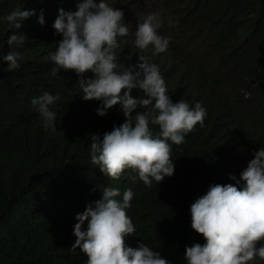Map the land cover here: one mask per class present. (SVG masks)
Instances as JSON below:
<instances>
[{"label":"trees","instance_id":"trees-1","mask_svg":"<svg viewBox=\"0 0 264 264\" xmlns=\"http://www.w3.org/2000/svg\"><path fill=\"white\" fill-rule=\"evenodd\" d=\"M79 2L0 0V54H20L18 69L0 65V264H87L85 253L72 250L76 216L95 206L105 187L119 188V200L129 188L134 193L127 211L137 232L125 237L128 246L143 242L171 264H186V246L206 243L191 227V204L212 184H235L230 175L239 179L264 147V0H106L124 11L130 30L118 38L119 62L135 65L142 55L159 67L173 103L199 102L207 110L203 126L173 145L174 174L151 187L131 169L116 180L91 164V137L102 139L126 117L119 104L99 116L101 102L82 98L80 76L50 58L62 39L53 28L58 10L76 11ZM15 9L36 14L15 29L6 20ZM157 11L164 21L159 34L171 38L158 54L153 45H135L139 23ZM14 32L26 39L10 49L7 38ZM45 91L59 96L50 106L57 112L55 127L45 128L31 103ZM132 94L143 95L137 89ZM150 128L154 136L160 131Z\"/></svg>","mask_w":264,"mask_h":264},{"label":"clouds","instance_id":"clouds-1","mask_svg":"<svg viewBox=\"0 0 264 264\" xmlns=\"http://www.w3.org/2000/svg\"><path fill=\"white\" fill-rule=\"evenodd\" d=\"M77 7L76 11L58 10L53 28L62 39L50 58L60 69L74 70L80 76L82 98L101 102L96 109L99 116L119 104L126 117L102 139L99 133L91 137V164L112 179L118 180L126 169H131L145 186L151 187L153 181L160 184L174 174L173 145L183 144L197 124L203 126L207 110L199 102L194 107L184 99L173 103L159 67L142 55L135 65L119 62L114 51L120 46L118 38L127 37L130 31L123 10L106 0H80ZM35 14V9H15L6 20L12 28L20 29L21 21ZM38 22L45 23L43 10ZM163 23L160 12L148 15L135 32L136 47L143 50L153 45L155 53L165 52L171 38L159 34ZM174 23L178 21L169 20L170 25ZM25 39V34L14 32L8 36L7 45L10 49L23 45ZM19 59V52L10 50L0 54V65L7 62L5 70L12 72L20 67ZM89 71L94 78H85ZM52 74L57 75L55 69ZM133 89L143 95L134 96ZM58 99L45 91L31 101L45 128L55 127L57 112L50 106ZM150 125L159 126L157 135H153ZM230 179L236 183L212 184L191 204V227L206 243L186 246V264L264 261V147L254 152L239 179L235 175ZM120 195L119 188L105 187L95 206L89 204L77 214V239L72 250L85 253L87 264H171L148 244L141 242L136 248L126 244L125 237L137 232L127 211L134 193L129 188L122 200L117 199ZM85 222L87 229L82 230Z\"/></svg>","mask_w":264,"mask_h":264}]
</instances>
